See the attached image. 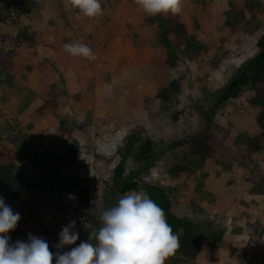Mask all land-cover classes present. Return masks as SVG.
<instances>
[{"label":"rangeland","instance_id":"obj_1","mask_svg":"<svg viewBox=\"0 0 264 264\" xmlns=\"http://www.w3.org/2000/svg\"><path fill=\"white\" fill-rule=\"evenodd\" d=\"M121 2L111 0L110 4L120 6ZM44 3L49 5L51 11L55 10L50 14L52 24L62 22L64 17L69 19V12L62 11V14H57L58 6L62 7L57 0H41L29 14L32 13L34 17L37 13L43 14ZM196 4L198 8L202 4V18L194 14L195 18L182 21L188 25L190 34L203 44L204 49L198 55L188 57L183 53V46L179 47V61L173 70L164 66L166 50L159 42L158 25L152 20L153 17L146 19V26L150 29L148 28L144 36H137L135 32L132 33L127 21L123 25V19L119 18L118 28L114 24L117 16L111 10L104 11V23L100 21L101 18L89 20L80 17V21L71 31L66 32L71 40L68 43H83L93 51L96 59L92 61L73 57L65 52L64 39L61 36L63 34L57 35V32L52 34V38L49 35L51 39H55L54 45L47 44L35 53L34 48L24 45L18 48L14 44H7L8 52H3L2 55L7 56L12 52L13 55L7 56L4 62L6 64L0 65V104L3 103V107L0 105V142L3 150L18 156L16 145L5 135L1 137L3 130H7L9 134V127L27 135L37 150L39 149V154L43 155L55 153L61 158L62 147L77 140L81 148L76 165L69 168L59 163L56 168L66 180L87 189L91 203L98 209L104 204L112 186L115 167L124 157L123 145L128 136L136 134L142 139H152L156 144H162L167 157L181 158L182 152L178 156L175 153L182 149L175 150L172 142L176 143L185 138L187 132L192 134L197 131L196 119L193 118V121L188 118L177 124L173 123V109H166L155 101L156 92L171 79L177 78L181 83V92L178 95L180 102L184 105L201 102L204 90L214 92L222 89L240 66L257 53L258 32H264V15L261 19L249 20L248 24L230 30L224 26L227 0H198ZM183 11L187 12V9L184 8ZM128 15L134 16L131 12ZM247 15L251 17L249 13ZM108 16L113 24V36L110 38L109 31L105 33L111 23L107 22ZM156 17L157 20L162 18ZM169 17L170 15L164 18L163 22ZM36 20V23L31 21L29 25L36 24L39 27L40 23L47 21L39 18ZM120 28L127 35L123 36ZM75 29L81 32L77 34ZM1 32L2 30L0 35ZM61 54L66 56L64 60H61ZM28 58L29 64L18 65L16 72L10 73L12 63L26 62ZM31 59L33 60L30 61ZM69 80H84L88 86L94 82L98 89L92 87L86 93V87L81 90L80 86L81 91L77 85L68 88ZM10 82L11 86L8 85ZM250 96V91L245 90L239 99L227 103L213 118V127L219 134H224L221 128L223 131L230 129L227 144L235 139L238 145L253 129H258L253 116L254 110L248 103ZM55 99L58 107L54 112L40 111L46 101ZM61 119L66 123L65 132L54 128ZM200 132L202 131L199 129L198 133ZM259 159L257 164L263 167L264 157L260 156ZM188 161L190 166L197 167V161ZM125 162L124 183H127L135 174L132 171V159L128 156ZM206 172L211 173L215 180L200 177V185H204L205 190L201 202L194 198V201L187 203L192 213L181 204L173 209L178 216L191 215L189 217L193 216L200 223L210 221L216 227H226L227 244L206 246L199 264H264V237L257 240L258 233L264 226V196L258 198L259 187H253L249 172L239 167L231 169L230 172L226 166H213ZM26 174L35 181L43 179L42 170L35 167L26 168ZM205 176L208 177L209 174ZM140 178L145 183L184 187V181H175L163 171L161 162L150 172L141 173ZM183 193L185 195L186 190ZM5 204L12 206L9 202ZM250 205L253 207L249 208ZM256 206L261 207L259 212H256ZM97 208L92 210L93 215L83 217V227L98 230L102 226L96 213ZM241 210L245 211V221L235 218ZM9 234L12 233L7 235Z\"/></svg>","mask_w":264,"mask_h":264},{"label":"trees","instance_id":"obj_2","mask_svg":"<svg viewBox=\"0 0 264 264\" xmlns=\"http://www.w3.org/2000/svg\"><path fill=\"white\" fill-rule=\"evenodd\" d=\"M39 2L41 0H0V14L2 12L0 23H15L24 13H29L30 10L35 9L34 6ZM101 6L104 11L105 7L103 4ZM263 6L264 0H227L224 26L230 30H236L248 24L247 13L251 15L252 21L257 20L260 14L264 13ZM60 12L62 14V10ZM64 13L66 12L64 11ZM161 19L157 20V17H153L152 20L158 25V39L166 50L167 57L164 66L168 70L175 69L178 64L177 49L179 47L183 46V53L188 57L202 52L203 44L190 34L179 15H170L165 23L163 22L164 18ZM32 36L33 34H23L16 36L13 40L20 45H33ZM170 36H173V39H170ZM7 39V35H5V40ZM256 47L257 53L240 66L222 89L214 92L204 90L202 93L204 97L201 102L196 101L190 105H184L180 102L178 95L181 92V83L177 78L171 79L156 92L154 100L166 109H173L171 115L173 123L177 124L179 121L188 118L193 121L196 119L198 130L194 132L195 136H193L194 133L187 132L185 138L176 143L172 142L175 150L182 149L175 153V156H178L182 152L181 158L167 157L162 144H156L152 139H142L136 134L125 139L124 157L115 167L112 186L101 208L108 209L115 206L121 196L130 191H145L164 210L167 222L179 241L178 250L174 256L166 261V264H199L206 246L227 244L223 242L226 232L223 226L216 227L210 221L200 223L199 220H194L193 216L189 217L191 215L178 216L173 211L176 205H183L192 213L187 203L191 200L194 201V198L201 202L205 187L200 185V177L203 176L208 180L205 175H207L206 170L210 167L222 166L225 168L226 166L230 172L231 169L238 167L247 170L250 173V182L253 187L258 186L260 189L257 190L258 193L256 192L257 196H264V168L256 163V157L264 153V33L257 41ZM7 56L0 53V65L5 64ZM245 90H249L251 93L248 103L255 111V120L260 131L254 135H248L238 149H234L226 143L229 131H223L221 128L220 130L224 134H219L218 130L213 127L215 125L213 118L227 103L239 99ZM0 105L2 106L3 103ZM57 107L56 99L46 101L40 111L54 112ZM54 128L60 129V132L67 131L65 120L61 119ZM199 129L202 132L198 133ZM9 131V134L7 130L1 131V137L5 135L7 139H10L17 146L19 152L18 156L6 152L0 142V195L3 196L5 202L12 205L9 206L12 211L19 213L21 217L15 230L8 235L10 237L9 243L14 245L17 241L28 242L29 234H31L43 238L49 245V240L54 236L55 226L52 228L53 221L51 222L47 217L49 209L46 211L44 208L43 211L41 205L43 201H52L55 194L65 190L69 192L70 196L81 197L84 203V208L79 211L80 222L78 221V226L73 231L78 233L79 239L75 245L58 248L55 251L51 250L49 245V249L55 257L58 252L68 251L81 242H88L89 233L98 230L83 227V217L93 215L92 210L97 207L91 203L92 199H90V193L87 189L73 183V181L66 180L56 168L59 163L69 168L76 165L81 148L80 143L77 140L66 143L62 147L63 152L60 158L53 154H39L35 145L22 131L17 132L11 127H9ZM128 156L132 159L134 168L132 171L135 176L124 183L125 159ZM189 159L197 161V167L190 166ZM160 162L163 171L171 178L175 181H184L183 188L145 183L140 178L141 173L150 172ZM30 167L42 170L43 179L41 180L43 181H35L27 176L26 168ZM185 190L186 194L184 195ZM32 195H34L33 198ZM58 230L61 231L62 226H59ZM261 237H264V226L259 231L257 240H260ZM92 243L95 244L96 241L93 240ZM53 264H55V260H53Z\"/></svg>","mask_w":264,"mask_h":264},{"label":"clouds","instance_id":"obj_3","mask_svg":"<svg viewBox=\"0 0 264 264\" xmlns=\"http://www.w3.org/2000/svg\"><path fill=\"white\" fill-rule=\"evenodd\" d=\"M135 3L151 17L178 16L185 7L192 6L191 0H135ZM66 6L89 20L104 15L100 0H66ZM64 51L73 57L96 59L83 43H67ZM45 203L49 201H43L41 209ZM97 214L102 226L89 233L88 242L54 257L47 241L31 234L28 242L9 243L7 234L15 230L21 217L0 197V264H53L54 258L55 264H166L179 248L164 210L143 190L124 194L115 206L98 209ZM74 227L75 221H71L62 228L58 248L76 244L79 235L73 232L76 227L72 231Z\"/></svg>","mask_w":264,"mask_h":264},{"label":"crops","instance_id":"obj_4","mask_svg":"<svg viewBox=\"0 0 264 264\" xmlns=\"http://www.w3.org/2000/svg\"><path fill=\"white\" fill-rule=\"evenodd\" d=\"M58 1V4H60L62 7L61 8H59V6H58V12H57V14H59V12L62 10L63 12L65 11V12H69V19H63V21L62 22H55L54 24H52V22H51V20H50V14H51V12H54L55 10H52L51 11V9H49V5L47 6V3H45V11H44V13L42 14V13H37L36 15L37 16H33L32 15V13L31 14H29V13H24L22 16H20L17 20H16V22L15 23H13V24H10V22H8V23H0V30H2V32H1V37H0V53H3V52H8V51H6L7 49H6V46H7V44H14L16 47H18V48H20L21 46H23L24 45V47H28V48H34V50H33V52L35 53L37 50H40L39 48H44V46H47V44H52V45H54L55 44V39L53 38V39H51L52 38V34L54 33V32H57V34L58 35H60V34H63V35H61L62 37H63V39H64V43L63 44H67L68 42H70L71 40L70 39H68V36L69 35H66V34H68V33H66L67 31H71V28H73V26L74 25H76L77 24V22H79L80 21V17H83L81 14H79V12L78 11H75V10H71V8L70 7H68V6H66V0H57ZM122 2H121V4H120V6H116L115 5V3L114 4H110L111 3V0H104V2H103V0H100V3H101V5L103 4V6L105 7L104 8V11H109V10H111L112 11V13H114V15H116L117 16V20H116V22H114V24L115 25H117L118 26V28H119V20L120 19H123V21H122V23H123V25H126L124 22L125 21H127V23H128V25H129V28H131L132 29V33H134L135 32V34H137V36H144V34L147 32V30H149L150 29V27L149 26H146V25H148L147 24V22H146V19L148 20V19H150V17L151 16H148V15H146L145 16V13L142 11V10H140L139 8H138V6L136 5V3H135V0H121ZM198 0H191V3H192V6L191 7H185V9H187V12H185V11H183L181 14H183V16H181V14L179 15L180 17H181V19H186V18H189V19H192V18H195L194 17V14H197V16H199L200 17V19L202 18V16L201 15H203V13H202V4H200L201 5V7L199 6V8H198V5L196 4V2H197ZM48 4H51V3H48ZM204 4V3H203ZM47 6V7H46ZM200 10V11H199ZM130 12H131V14H133L134 16H131V15H128V14H130ZM61 13V12H60ZM127 13V14H126ZM45 14V15H44ZM264 15V13H262V14H260V16L258 17V19H261L262 17L261 16H263ZM103 16H105V15H103ZM162 18H166V17H164V16H161ZM168 17V16H167ZM42 19V20H47V21H44L45 23L43 24V23H40L39 24V27H37L36 26V24H35V26H31V25H29V23L31 22V21H35V23H36V19ZM83 18H86V17H83ZM120 18V19H119ZM205 18H207V17H205ZM257 19V20H258ZM105 17H101V19H100V21H102L103 23L105 22ZM130 20V21H129ZM249 20H251V17H248V21ZM111 21V23L109 24V28H107V30H105L106 32V34H107V31H109L108 32V34H110V36H109V38L110 37H112L113 36V34H112V20L110 19V17L108 16L107 17V22L109 23ZM27 24V25H26ZM186 24V23H185ZM186 26H188L187 24H186ZM149 28V29H148ZM188 28V27H187ZM120 30H121V28H120ZM75 31L77 32V34L78 33H80L81 31H79L78 29H75ZM121 32H122V30H121ZM128 32H130L129 31V29H128ZM256 32H257V30H256ZM69 33H71V32H69ZM263 31H259L258 32V38H260L262 35H263ZM23 34H34L32 37H33V45H28V44H18V42H16V41H14L13 39L16 37V36H21V35H23ZM117 34H119V31H117ZM5 35H7V40H5ZM49 35H51V38H50V36ZM65 35H66V37H65ZM122 35L123 36H125V35H127V32L125 33L124 31L122 32ZM44 36H45V40H44ZM48 37V38H47ZM108 38V43L110 42V39ZM5 40V41H4ZM53 40V41H52ZM259 40V39H258ZM1 43L2 44H4L3 46H1ZM64 46V45H63ZM49 47H52V46H49ZM108 49H110V47L108 48ZM107 49V50H108ZM126 50V49H125ZM50 51L51 52H54L53 50H51L50 49ZM33 53V54H34ZM9 54V53H8ZM13 55V52H12V54H9V56L11 57ZM65 57L66 56H63V54H61V60H64L65 59ZM33 59H31L30 61H32ZM52 62V61H51ZM6 64V63H5ZM27 65V64H29V58L26 60V62H20L19 64H13L12 63V65L10 66V73H12V72H16V69H17V66L19 65V66H23V65ZM23 73H26V72H23ZM80 76V75H79ZM14 83V82H13ZM13 83H12V85H13ZM88 83H85V81L83 80V81H81V80H69V82H68V88H70V87H72L73 85H77L78 86V90H80V86L82 87V89L81 90H83L85 87L87 88V90H86V93L93 87V88H95V89H98V86L97 85H95V83L93 82V84L92 85H90V86H88L87 85ZM9 86H11V82L8 84ZM101 85L99 84V87H100ZM80 90V91H81ZM12 91H10V93H11ZM95 92H97V90L95 91ZM254 117H255V111H254V115H253ZM234 129H231V131H233ZM228 131H229V134H228V136H230V129H228ZM260 131V129H259V127H258V129L256 130V129H253V131H252V133H249L248 135H254V134H256V133H258ZM248 135H246L245 136V138L248 136ZM227 136V137H228ZM233 141L231 142V144L230 143H228L229 144V146H231V147H233L234 149H238V147L240 146V144L242 143H240V144H238V145H236V142H235V139H232ZM43 141H41V143H42ZM37 152L39 153V149L37 150ZM52 154H55V153H52ZM56 155V154H55ZM260 156L262 157H264V153H262V155L261 154H259V156H257L256 157V163L260 160L259 158H260ZM263 163V162H262ZM259 165V164H258ZM261 167V166H260ZM262 168H264V165H263V167ZM207 174H209V176H208V178H211V179H213V180H215V178L214 177H212L210 174L211 173H208L207 172ZM249 178H250V173H249ZM251 181V180H250ZM252 185V184H251ZM261 197H263V195L261 196V195H259V197L258 198H261ZM249 208H251V207H253V205H250V206H248ZM257 207V210H256V212H259L261 209V207H258V206H256ZM248 210H250V209H248ZM247 210V212H249ZM244 213H245V211L244 210H241V211H239V213L236 215V219L237 220H242V221H245L246 220V216H244ZM264 225V224H263ZM257 226L255 225L254 226V228H256ZM223 228L225 229V231H226V227L225 226H223ZM247 228V227H246ZM239 233H243V231H238ZM227 235H228V232H225V235H224V238H223V242H225L226 243V238H227ZM253 242V241H252ZM215 259H216V257H215Z\"/></svg>","mask_w":264,"mask_h":264},{"label":"built area","instance_id":"obj_5","mask_svg":"<svg viewBox=\"0 0 264 264\" xmlns=\"http://www.w3.org/2000/svg\"><path fill=\"white\" fill-rule=\"evenodd\" d=\"M70 197H74V199H70ZM49 212L47 213V217L51 220L52 228L54 229V236L49 240V245L51 250H57V245L60 240V232L59 226H67L71 221H75V227L80 220V213L84 208V203L81 197L70 196L69 192L61 191L60 193L55 194L52 201L49 203L43 204L42 210ZM54 217V218H53ZM72 229V231L75 229ZM55 260V258H54Z\"/></svg>","mask_w":264,"mask_h":264}]
</instances>
